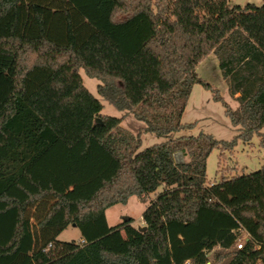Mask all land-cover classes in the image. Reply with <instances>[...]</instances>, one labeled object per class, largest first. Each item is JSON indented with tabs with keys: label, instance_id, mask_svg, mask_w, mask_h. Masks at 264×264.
I'll return each mask as SVG.
<instances>
[{
	"label": "trees",
	"instance_id": "16d2710c",
	"mask_svg": "<svg viewBox=\"0 0 264 264\" xmlns=\"http://www.w3.org/2000/svg\"><path fill=\"white\" fill-rule=\"evenodd\" d=\"M230 1L0 0V45L16 53L0 93V264H264V155L250 173L223 165L240 141L264 148V4ZM210 53L236 108L196 71ZM195 84L233 139L176 136L196 125L182 121ZM146 132L164 140L142 149ZM151 194L145 231L109 226L108 208ZM70 225L80 240H59Z\"/></svg>",
	"mask_w": 264,
	"mask_h": 264
},
{
	"label": "rangeland",
	"instance_id": "374dc122",
	"mask_svg": "<svg viewBox=\"0 0 264 264\" xmlns=\"http://www.w3.org/2000/svg\"><path fill=\"white\" fill-rule=\"evenodd\" d=\"M230 2L231 4L240 5L254 3L261 6L264 4V0H231ZM15 55L16 53L9 46L0 45V93L4 95L10 91L12 86L10 72L14 65ZM196 71L201 78L217 88L225 101L233 108L238 106L237 99L229 92L228 84L221 74L218 59L214 53H210L203 62L196 67ZM80 74L82 75L85 86L102 102V113L114 117H122L123 112L120 109L99 95L97 86L100 80L88 76L83 69L80 70ZM182 121L183 123H196V125L191 129L176 133V136L184 134L198 135L204 132L213 134L217 139L229 141L233 139L237 133L229 117L225 113L223 103L214 100L212 92L204 88L201 84L194 85L183 113ZM142 125V122L136 120L133 116H127L121 121L122 127L133 132H137ZM142 138V149L164 140V138H160L151 132L143 133ZM253 143V145H248L240 141L233 152H228L226 154L228 159L223 162L224 167L236 164L239 173H250L259 169L262 164L264 148L259 146L257 137L253 139ZM219 154V149H215L207 161V178L211 182L221 179V173H218ZM175 157L178 162L184 160L180 152H177ZM155 196V194H151L150 197H147L145 200H141L136 196H131L127 203L116 204L108 208L106 210V218L109 226L117 225L125 219L132 218L134 220L133 225L141 227L143 212ZM80 238V229L72 225L64 229L58 236V239L62 241H79ZM209 256L210 259L213 260V254L210 253Z\"/></svg>",
	"mask_w": 264,
	"mask_h": 264
},
{
	"label": "water",
	"instance_id": "95a60500",
	"mask_svg": "<svg viewBox=\"0 0 264 264\" xmlns=\"http://www.w3.org/2000/svg\"><path fill=\"white\" fill-rule=\"evenodd\" d=\"M96 121H97L98 123H102V121L100 120V118H96ZM146 229H147L146 226H141V227H139V230H141V231H145Z\"/></svg>",
	"mask_w": 264,
	"mask_h": 264
},
{
	"label": "built area",
	"instance_id": "2783aa9c",
	"mask_svg": "<svg viewBox=\"0 0 264 264\" xmlns=\"http://www.w3.org/2000/svg\"><path fill=\"white\" fill-rule=\"evenodd\" d=\"M248 236L247 235H245L244 236V239H246ZM242 244H243V241H241V242H239L238 244H237V248H242Z\"/></svg>",
	"mask_w": 264,
	"mask_h": 264
},
{
	"label": "crops",
	"instance_id": "0c3cea01",
	"mask_svg": "<svg viewBox=\"0 0 264 264\" xmlns=\"http://www.w3.org/2000/svg\"><path fill=\"white\" fill-rule=\"evenodd\" d=\"M236 96H238V94L236 95ZM235 98V97H234ZM176 155V154H175ZM175 159H176V157H175ZM176 161L178 162V160L176 159ZM184 161V160H183ZM182 161V162H183ZM140 226H143V221H142V223H141V225ZM137 227V226H136Z\"/></svg>",
	"mask_w": 264,
	"mask_h": 264
}]
</instances>
